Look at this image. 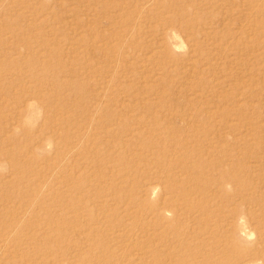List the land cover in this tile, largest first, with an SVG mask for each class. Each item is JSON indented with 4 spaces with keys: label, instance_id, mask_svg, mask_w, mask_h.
<instances>
[{
    "label": "rangeland",
    "instance_id": "374dc122",
    "mask_svg": "<svg viewBox=\"0 0 264 264\" xmlns=\"http://www.w3.org/2000/svg\"><path fill=\"white\" fill-rule=\"evenodd\" d=\"M0 264H264V0H0Z\"/></svg>",
    "mask_w": 264,
    "mask_h": 264
}]
</instances>
